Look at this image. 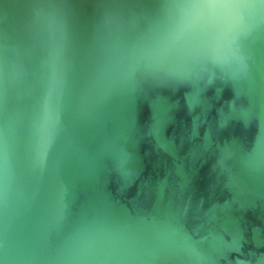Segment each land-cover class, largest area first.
I'll return each instance as SVG.
<instances>
[{
  "label": "water",
  "instance_id": "water-1",
  "mask_svg": "<svg viewBox=\"0 0 264 264\" xmlns=\"http://www.w3.org/2000/svg\"><path fill=\"white\" fill-rule=\"evenodd\" d=\"M0 264H264V0H0Z\"/></svg>",
  "mask_w": 264,
  "mask_h": 264
}]
</instances>
